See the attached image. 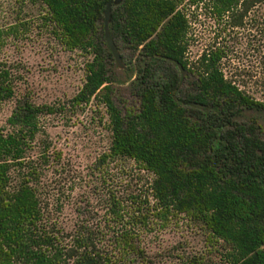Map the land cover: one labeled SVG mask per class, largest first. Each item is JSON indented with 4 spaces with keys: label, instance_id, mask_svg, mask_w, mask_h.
Returning <instances> with one entry per match:
<instances>
[{
    "label": "trees",
    "instance_id": "obj_1",
    "mask_svg": "<svg viewBox=\"0 0 264 264\" xmlns=\"http://www.w3.org/2000/svg\"><path fill=\"white\" fill-rule=\"evenodd\" d=\"M35 1L66 49L92 54L72 104L99 101L106 108L110 147L96 169L108 172L110 161L133 160L153 181L147 198L142 192L130 196L129 218L110 191L104 226L77 222L67 228L58 194H51L45 180L50 144H43L38 158L30 156L41 115L56 109L24 95L8 118V129H0V264H147L139 233L151 227L152 217L165 221L179 214L203 226L210 242H224L226 264H264V127L258 118L264 116V103L224 74L222 31L190 68L185 55L191 21L184 11L187 4L226 28L249 29L261 24L264 0L114 4L111 35L138 53L136 68L126 74L140 107L126 113L113 99L110 65L115 58L104 32L109 0ZM17 29L0 27V51L6 31ZM180 67L194 74L184 98ZM14 96L12 70L0 63V106ZM247 114L252 115L248 123L242 121ZM100 177L104 182L103 173ZM190 264L209 263L194 258Z\"/></svg>",
    "mask_w": 264,
    "mask_h": 264
},
{
    "label": "rangeland",
    "instance_id": "obj_2",
    "mask_svg": "<svg viewBox=\"0 0 264 264\" xmlns=\"http://www.w3.org/2000/svg\"><path fill=\"white\" fill-rule=\"evenodd\" d=\"M192 10L185 4L184 11L191 21L185 55L190 68L202 51L215 43V34L222 31L219 41L227 50L221 63L224 74L250 97L264 103V6L258 17L261 24L249 29L226 28L211 16ZM43 11L35 0H0V27L18 26L16 31H6L8 35L0 51V63L12 70L15 82V96L0 106V129H8V118L24 95L37 104L55 108L53 113L41 115L40 131L31 143L30 156L33 160L38 158L44 151L43 144H50L51 161L45 180L53 191L51 194L57 192L63 205L64 224L67 228L77 222L104 226L110 191L122 201L125 217L129 218L126 211L131 210L130 196L142 192L147 198L153 175L128 159L106 163L108 172L105 167L96 169L100 156L110 147L106 108L99 101L72 104V98L84 85L86 63L92 54L66 49L42 19ZM113 39L124 61V67L115 59L111 61L113 99L126 113L140 107L137 89L126 74L130 68H136L138 53L120 39ZM179 71L183 75L180 97L184 98L191 91L194 74ZM158 76H164L163 69ZM251 118L247 114L242 121L248 123ZM258 118L264 127V116ZM150 202L153 203L152 198ZM151 220L154 222L151 227L139 233L147 264H190L194 258H202L209 264L227 263L224 242H210L205 228L185 214L171 215L165 221L155 217Z\"/></svg>",
    "mask_w": 264,
    "mask_h": 264
},
{
    "label": "water",
    "instance_id": "obj_3",
    "mask_svg": "<svg viewBox=\"0 0 264 264\" xmlns=\"http://www.w3.org/2000/svg\"><path fill=\"white\" fill-rule=\"evenodd\" d=\"M123 0H109V2L107 3V7L104 10V32H105V38H106V42L107 45L109 46L117 64L119 66H123L124 67V61L122 59L121 53L119 48L117 47V45L115 44V41L111 35V30H110V23H111V16H112V7L114 4H119L121 3ZM181 72H183V68L180 67ZM200 107L204 108V105H199Z\"/></svg>",
    "mask_w": 264,
    "mask_h": 264
}]
</instances>
